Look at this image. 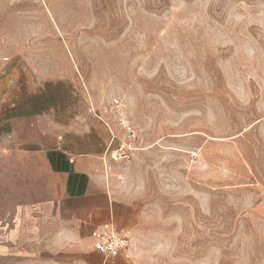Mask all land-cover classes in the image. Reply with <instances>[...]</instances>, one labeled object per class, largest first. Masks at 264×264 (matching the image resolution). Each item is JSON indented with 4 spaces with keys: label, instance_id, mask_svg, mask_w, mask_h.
<instances>
[{
    "label": "rangeland",
    "instance_id": "rangeland-1",
    "mask_svg": "<svg viewBox=\"0 0 264 264\" xmlns=\"http://www.w3.org/2000/svg\"><path fill=\"white\" fill-rule=\"evenodd\" d=\"M68 72L130 149L138 264H264V0H0V100Z\"/></svg>",
    "mask_w": 264,
    "mask_h": 264
},
{
    "label": "crops",
    "instance_id": "crops-1",
    "mask_svg": "<svg viewBox=\"0 0 264 264\" xmlns=\"http://www.w3.org/2000/svg\"><path fill=\"white\" fill-rule=\"evenodd\" d=\"M32 83L0 100V253L28 264H138L146 206L110 174L124 173L110 156L123 132L71 72ZM96 233L127 238V251L97 253Z\"/></svg>",
    "mask_w": 264,
    "mask_h": 264
},
{
    "label": "built area",
    "instance_id": "built-area-1",
    "mask_svg": "<svg viewBox=\"0 0 264 264\" xmlns=\"http://www.w3.org/2000/svg\"><path fill=\"white\" fill-rule=\"evenodd\" d=\"M123 128L125 129L127 139L129 141L136 138L134 130L130 129L125 124L123 125ZM123 146H121L117 151L114 152L116 156H111L114 161L128 160L127 151L130 149L127 148V150H124ZM119 180H122V178L119 177ZM93 237L94 250L105 257H117L124 255L128 249V239L125 237H121L111 233H96L93 235Z\"/></svg>",
    "mask_w": 264,
    "mask_h": 264
}]
</instances>
